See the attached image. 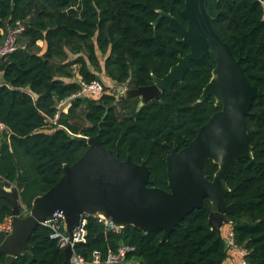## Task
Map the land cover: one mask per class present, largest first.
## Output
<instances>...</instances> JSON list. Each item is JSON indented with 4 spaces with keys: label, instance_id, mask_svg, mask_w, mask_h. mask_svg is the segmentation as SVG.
Here are the masks:
<instances>
[{
    "label": "trees",
    "instance_id": "obj_1",
    "mask_svg": "<svg viewBox=\"0 0 264 264\" xmlns=\"http://www.w3.org/2000/svg\"><path fill=\"white\" fill-rule=\"evenodd\" d=\"M183 8L184 0H0V44L9 25L24 26L18 47L0 58V180L16 186L23 215L35 196L60 179L63 165L86 150L87 143L70 133L98 135L120 160H145L149 185L168 190L164 156L170 147H184V139L194 138L218 109L213 97L198 101L215 66L210 52L191 61L183 79L159 100L140 105L139 97L121 98L105 86L100 95L73 97L66 111L58 112L57 105L79 91L77 72L85 81L100 80L103 72L131 88L151 84L152 75L163 77L189 47L164 19L155 27L152 22L162 10L186 25ZM207 8L250 83L264 92V0H207ZM245 122L252 156L235 161L227 175L225 214L245 260L264 264V96L254 98ZM216 169L208 160L203 173L211 179ZM11 208L0 197V222ZM211 210L205 198L163 242L162 229H108L98 216H88L85 242L75 243L74 252L91 261L95 251L104 259L109 250L129 246L125 259L131 264H224L229 252L208 224ZM28 242L30 249L11 264H64V248L47 226L38 223Z\"/></svg>",
    "mask_w": 264,
    "mask_h": 264
},
{
    "label": "water",
    "instance_id": "obj_2",
    "mask_svg": "<svg viewBox=\"0 0 264 264\" xmlns=\"http://www.w3.org/2000/svg\"><path fill=\"white\" fill-rule=\"evenodd\" d=\"M152 22L155 27L161 19L179 36V42L189 52L179 55L163 77L152 75V82L137 88L124 87L121 98L139 97L140 105L160 99L162 91H170L181 81L191 61L202 59L208 52L215 60L209 81L203 87L198 101L214 98L218 108L208 121L194 130L192 139H184L185 146L170 147L164 156L168 190L149 185V169L142 160L134 163L128 155L120 160L117 150L107 149L98 135L88 137L70 133L76 141L87 143L84 153L72 164L63 165L60 179L47 191L35 196L26 215L20 211V200L15 185L0 180V197L12 205V228L0 231V253L6 254V263L30 249L29 238L35 226L56 211L62 212L69 234L77 226L80 215L99 216L116 228L132 225L148 233L162 229L160 241H166L175 226L193 209L201 208L207 198L212 210L208 224L224 240L227 175L235 161L252 156L245 117L254 98L264 92L252 85L240 59L234 58L228 44L216 32L214 18L208 11L207 0H184L181 14L187 24L168 12L157 10ZM166 144V143H165ZM217 169L211 179L203 173L206 161ZM64 264H73V250L64 249Z\"/></svg>",
    "mask_w": 264,
    "mask_h": 264
},
{
    "label": "built area",
    "instance_id": "obj_3",
    "mask_svg": "<svg viewBox=\"0 0 264 264\" xmlns=\"http://www.w3.org/2000/svg\"><path fill=\"white\" fill-rule=\"evenodd\" d=\"M24 26L20 21H15L12 25H9L4 33L3 40L0 44V58L5 56L7 53L14 51L17 47L18 36L23 32ZM80 89L78 92L70 95L69 97L61 100L58 105V112L60 110L66 111L70 104V100L73 97L87 94L91 96L100 95L105 91V85L97 79H91L89 81L82 80L78 78ZM58 112L53 117V122L58 118ZM5 126L0 122V131L4 129ZM89 215L83 213L80 215L79 222L71 234L68 233L66 228V223L62 212L56 211L51 217L40 221V224L47 226L51 230V237L57 241V244L61 248L70 246L73 250V255L71 257V262L73 264H131L125 259V255L128 251L132 250L129 246H120L116 251L109 250L104 259L101 258L100 253L97 251L93 252L91 261H86L81 255H77L74 252V246L77 242H85L86 236V220ZM99 217V216H98ZM100 221L109 228H114L112 224L108 221L99 217ZM12 228V218L11 216L6 217L2 222H0V231L9 232ZM224 237L228 243V252L237 257L239 264H249L245 260V249L236 245L234 242L232 230H228Z\"/></svg>",
    "mask_w": 264,
    "mask_h": 264
},
{
    "label": "rangeland",
    "instance_id": "obj_4",
    "mask_svg": "<svg viewBox=\"0 0 264 264\" xmlns=\"http://www.w3.org/2000/svg\"><path fill=\"white\" fill-rule=\"evenodd\" d=\"M41 44V42H39ZM102 61V60H101ZM77 71V67H74ZM100 77V81L106 86L107 88V92L115 94V95H119L120 91L124 88L127 87L125 84H118V83H114L113 81H111L108 77L105 76V74L102 72L99 74ZM76 79L79 78L78 76V72L76 74ZM229 228V224H224V226L222 227V235H225L226 230ZM229 230V229H228ZM224 264H239L237 261V257L228 253L226 260L224 261Z\"/></svg>",
    "mask_w": 264,
    "mask_h": 264
},
{
    "label": "crops",
    "instance_id": "obj_5",
    "mask_svg": "<svg viewBox=\"0 0 264 264\" xmlns=\"http://www.w3.org/2000/svg\"><path fill=\"white\" fill-rule=\"evenodd\" d=\"M1 79H2V78H1V75H0V82H1ZM237 261H238V260H237Z\"/></svg>",
    "mask_w": 264,
    "mask_h": 264
}]
</instances>
